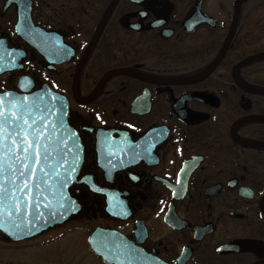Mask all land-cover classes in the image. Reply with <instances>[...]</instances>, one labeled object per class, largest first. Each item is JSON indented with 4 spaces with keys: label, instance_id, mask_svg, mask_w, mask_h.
Instances as JSON below:
<instances>
[{
    "label": "flooded vegetation",
    "instance_id": "af4514ba",
    "mask_svg": "<svg viewBox=\"0 0 264 264\" xmlns=\"http://www.w3.org/2000/svg\"><path fill=\"white\" fill-rule=\"evenodd\" d=\"M260 3L0 0V93L65 96L83 159L77 213L0 264H264Z\"/></svg>",
    "mask_w": 264,
    "mask_h": 264
},
{
    "label": "water",
    "instance_id": "95a60500",
    "mask_svg": "<svg viewBox=\"0 0 264 264\" xmlns=\"http://www.w3.org/2000/svg\"><path fill=\"white\" fill-rule=\"evenodd\" d=\"M235 26L223 51L233 37ZM263 58L264 53H259L245 62ZM12 68L10 50L0 46V75ZM247 90L264 94V87ZM69 109L67 98L49 87L24 94L15 91L0 93V112L7 118L0 117L3 128L0 133V149H3L0 151L3 164L0 169V184L3 185L0 191V231L13 241L40 235L77 213L69 186L77 180L83 159L69 122ZM24 121H27L26 125ZM13 139L19 145L18 151L12 144ZM23 140L33 144L29 150L31 159L27 161H23ZM9 148L12 151H8ZM25 162L27 170L23 168ZM21 172H24L23 177L19 175ZM25 181L28 184L24 189L26 195L21 193ZM100 234L102 232L96 231L91 242Z\"/></svg>",
    "mask_w": 264,
    "mask_h": 264
},
{
    "label": "snow or ice",
    "instance_id": "6c2138e0",
    "mask_svg": "<svg viewBox=\"0 0 264 264\" xmlns=\"http://www.w3.org/2000/svg\"><path fill=\"white\" fill-rule=\"evenodd\" d=\"M0 117H3L4 119H7L6 117H4V113L3 112H0ZM16 119H20V118L19 117H16ZM24 124L26 125L27 124V121H24ZM22 131H23V128H22ZM2 132H3V128H2V126H0V133H2ZM21 143H23L25 145L24 148H23V152L25 154L24 157H23V161H27V160L31 159V154H30V151L29 150H30V148L33 147V144H32L31 141H28V140H23V141H21ZM12 144L16 146V149L18 151L19 150V145L16 143V140L15 139H13ZM36 147H39V146L37 145ZM2 150L3 149H0V151H2ZM8 151H12V149L9 148ZM38 154L39 153H37V155ZM16 158L18 160L20 159L19 156H17ZM2 168H3V164H2V162H0V169H2ZM23 168L25 170H27L28 164L26 162L23 163ZM19 175L21 177H23L24 176V172H21ZM27 188H28V184L25 181L24 184H23V188L21 189V193L26 195V193L24 192V189H27ZM2 190H3V185L0 184V191H2ZM0 227H2V225H0Z\"/></svg>",
    "mask_w": 264,
    "mask_h": 264
},
{
    "label": "rangeland",
    "instance_id": "374dc122",
    "mask_svg": "<svg viewBox=\"0 0 264 264\" xmlns=\"http://www.w3.org/2000/svg\"><path fill=\"white\" fill-rule=\"evenodd\" d=\"M256 10L258 11V15H263L264 6L260 3L259 5H256ZM259 16H256V24H255V38L256 42L261 43V46H263L264 42V30H263V24H264V18H260ZM264 80V77L261 79Z\"/></svg>",
    "mask_w": 264,
    "mask_h": 264
}]
</instances>
